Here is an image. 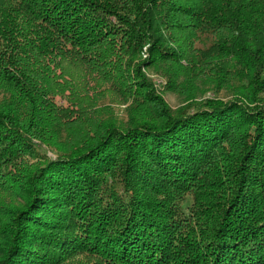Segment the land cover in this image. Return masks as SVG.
<instances>
[{
    "label": "trees",
    "instance_id": "obj_1",
    "mask_svg": "<svg viewBox=\"0 0 264 264\" xmlns=\"http://www.w3.org/2000/svg\"><path fill=\"white\" fill-rule=\"evenodd\" d=\"M0 264H264V0H0Z\"/></svg>",
    "mask_w": 264,
    "mask_h": 264
},
{
    "label": "rangeland",
    "instance_id": "obj_2",
    "mask_svg": "<svg viewBox=\"0 0 264 264\" xmlns=\"http://www.w3.org/2000/svg\"><path fill=\"white\" fill-rule=\"evenodd\" d=\"M146 73L150 79L155 83V87L157 89V93L163 97L165 102L173 109L177 110L183 106H187L191 101L187 102L184 98L180 97L177 93L172 92L168 86V78L165 74V70L160 68L148 69ZM83 82H81V85ZM77 91L81 93V95L87 96L92 100L94 99V106H96V110H100V114L104 119H108L112 117L114 120L118 122H127L128 121V104H124L120 100V98L116 97L112 93L106 91L105 88H98L95 85H92L90 89L79 88ZM234 97L232 91L230 90H222L217 93L212 88H207L205 93L199 95L194 103H200L205 101L206 99H218V100H232ZM4 98V97H2ZM58 103H64L63 100L57 99ZM91 107V106H89ZM47 156L49 158L54 157V155L45 150ZM36 160H34L35 162Z\"/></svg>",
    "mask_w": 264,
    "mask_h": 264
}]
</instances>
